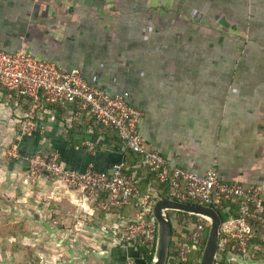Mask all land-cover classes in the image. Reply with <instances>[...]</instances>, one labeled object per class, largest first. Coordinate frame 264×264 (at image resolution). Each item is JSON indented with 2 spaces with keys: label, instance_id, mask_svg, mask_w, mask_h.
I'll use <instances>...</instances> for the list:
<instances>
[{
  "label": "crops",
  "instance_id": "obj_1",
  "mask_svg": "<svg viewBox=\"0 0 264 264\" xmlns=\"http://www.w3.org/2000/svg\"><path fill=\"white\" fill-rule=\"evenodd\" d=\"M0 49L25 50L79 68L114 94L129 92L144 113L142 135L169 162L196 172L216 163L224 180L264 190V0H0ZM21 112L0 88V208L44 199L75 221L81 238L89 231L101 238L74 193L44 177L24 185L27 162L7 156ZM71 113H42L22 154L57 151L80 172L135 165L116 132L77 124ZM138 179L156 190L145 172ZM118 249L122 264L128 255L141 262L132 248L104 252L118 259Z\"/></svg>",
  "mask_w": 264,
  "mask_h": 264
},
{
  "label": "built area",
  "instance_id": "obj_2",
  "mask_svg": "<svg viewBox=\"0 0 264 264\" xmlns=\"http://www.w3.org/2000/svg\"><path fill=\"white\" fill-rule=\"evenodd\" d=\"M0 88L10 100L17 101L23 111L7 156L27 162L24 185L32 187L39 178H47L74 193L80 207L90 217L103 212L113 224L111 230L99 229L106 246L132 248L147 264L140 249H144L148 257H154L159 229L154 207L161 198L154 190L141 194L137 175L139 170H144L168 187L169 199L212 207L228 215L221 226L216 264H264L260 257L264 253V190L256 185L224 180L216 163L204 172H196L169 162L153 150L142 135L140 124L144 113L129 102V92L114 94L100 85H92L79 68L68 70L25 50L2 49ZM25 103L27 111H24ZM47 106L71 108L77 124L92 123L116 132L125 148L140 158L135 167L138 171L127 174L125 163H118L104 171L89 165L80 172L65 167L57 151L22 154V142L37 130V120L42 113L49 112ZM85 145L90 150L95 149L89 141ZM233 205L238 208L237 216L232 213ZM130 208L134 210L131 215L122 213ZM171 212L175 231L171 245L175 249L170 251L168 264H201L202 256L191 262L190 258L195 253L203 255L210 232L209 221L202 216ZM124 264H136L135 257L128 255Z\"/></svg>",
  "mask_w": 264,
  "mask_h": 264
},
{
  "label": "rangeland",
  "instance_id": "obj_3",
  "mask_svg": "<svg viewBox=\"0 0 264 264\" xmlns=\"http://www.w3.org/2000/svg\"><path fill=\"white\" fill-rule=\"evenodd\" d=\"M31 200L0 208V264H121L119 258L103 253L106 245L98 232L89 231L81 238L65 211L54 214L44 199ZM169 217L173 220V212Z\"/></svg>",
  "mask_w": 264,
  "mask_h": 264
},
{
  "label": "water",
  "instance_id": "obj_4",
  "mask_svg": "<svg viewBox=\"0 0 264 264\" xmlns=\"http://www.w3.org/2000/svg\"><path fill=\"white\" fill-rule=\"evenodd\" d=\"M171 211L202 216L209 221L210 232L201 264H216L220 231L223 224L221 212L212 207L189 205L166 198L159 199L154 207V215L158 221L159 229L153 264H168L173 230L169 217V212Z\"/></svg>",
  "mask_w": 264,
  "mask_h": 264
},
{
  "label": "trees",
  "instance_id": "obj_5",
  "mask_svg": "<svg viewBox=\"0 0 264 264\" xmlns=\"http://www.w3.org/2000/svg\"><path fill=\"white\" fill-rule=\"evenodd\" d=\"M102 87V86H101ZM104 88V87H103ZM24 105V111H27V109H28V105L25 103V104H23ZM59 108L60 109V107H57V106H47V108ZM19 127H20V125H18V130H19ZM27 139V137L24 139V140H26ZM130 152V155L129 156H131V160H132V162H133V164H135V165H138V163H139V160H140V158L136 155V154H134L133 152H131V151H129ZM132 154H133V156H132ZM134 165V166H135ZM133 166V167H134ZM133 167H131V166H127L126 165V168H125V172L127 173V174H133L134 173V168ZM146 173V174H148L149 175V177L150 178H152L155 182V187H156V192H157V196L159 197V198H166V199H169L170 198V196H169V194H168V187L166 186V185H163V184H161V183H159L156 179H155V177H154V175L152 174V173H149V172H146V171H144V170H139L138 171V175H137V177L139 178V175L140 174H143V173ZM243 184V183H242ZM243 185H245V186H248L249 184H243ZM253 185H256V186H258V187H260L261 189H262V187L260 186V185H258V184H253ZM139 188H140V191H141V194H148L150 191H147V189H146V187H143L142 186V184H139ZM221 212V214H222V216H223V219H224V221H226L227 220V218H228V215L223 211V210H221L220 211ZM122 213L123 214H127V209L126 210H123L122 211ZM232 213L235 215V216H237L238 215V208L236 207V206H232ZM95 219V220H94ZM94 219L92 220V222H91V224H90V226L91 227H93V228H98V229H101V227H107L109 230H111L112 229V222L111 221H109V220H107L106 218H105V214L103 213V212H97L96 213V215L94 216ZM100 222V223H99ZM172 234H173V237H174V235H175V231H174V229L172 230ZM175 249V247L173 246V245H171V248H170V251L172 252L173 250ZM106 250L108 251V250H110V247H106ZM140 252L141 253H143V255H144V257L146 258V260L148 261V263L149 264H153V260H154V257H148L147 255H146V252L144 251V249H140ZM116 256H119V262L122 264L123 262H124V258H123V254H122V251H119V249H118V251L116 252ZM202 256V254L201 253H195L191 258H190V262L191 261H193V260H195L196 258H200ZM260 257L261 258H263L264 259V253H262L261 255H260ZM171 263V262H170ZM137 264H142L141 262H139V263H137ZM172 264H174V262H172Z\"/></svg>",
  "mask_w": 264,
  "mask_h": 264
}]
</instances>
